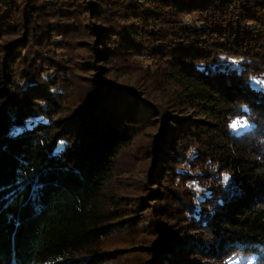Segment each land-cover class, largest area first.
Listing matches in <instances>:
<instances>
[{"label": "trees", "instance_id": "1", "mask_svg": "<svg viewBox=\"0 0 264 264\" xmlns=\"http://www.w3.org/2000/svg\"><path fill=\"white\" fill-rule=\"evenodd\" d=\"M114 236L264 264V0H0V264H106Z\"/></svg>", "mask_w": 264, "mask_h": 264}, {"label": "rangeland", "instance_id": "2", "mask_svg": "<svg viewBox=\"0 0 264 264\" xmlns=\"http://www.w3.org/2000/svg\"><path fill=\"white\" fill-rule=\"evenodd\" d=\"M134 77L126 76L123 78L116 79V82L120 86L131 87L132 79ZM142 83H140L141 85ZM136 92L141 93L138 97L140 101L139 108V118L143 121L147 120L150 117V112L152 111L151 103L145 102V99H152L148 93L141 87L136 88ZM127 97L131 96L130 94L126 95ZM152 101V100H151ZM150 132V131H147ZM153 132V131H152ZM144 140L143 135H138L126 152L122 153L119 156L117 161V172H115V178H113L112 185L114 188L120 189V185L124 187V189L133 194L134 196H144L146 195V189H141V182L145 178L146 174V158L145 153L143 151H136V149L141 145L139 140ZM148 139H145V144ZM139 144V145H138ZM147 155V153H146ZM148 156V155H147ZM134 157V158H133ZM119 182V184H118ZM139 198V197H138ZM148 207V205L146 206ZM145 207V208H146ZM144 232V230H142ZM126 238V237H125ZM124 237H112L106 241V249L113 251L116 253V259L106 263V264H141V262L146 258L139 253H136L141 248V244L148 243V236L139 237L140 241L133 245L131 239ZM229 264H256L255 258L247 257V258H234Z\"/></svg>", "mask_w": 264, "mask_h": 264}, {"label": "snow or ice", "instance_id": "3", "mask_svg": "<svg viewBox=\"0 0 264 264\" xmlns=\"http://www.w3.org/2000/svg\"><path fill=\"white\" fill-rule=\"evenodd\" d=\"M233 127H235V124L233 125ZM225 179H227V177H225Z\"/></svg>", "mask_w": 264, "mask_h": 264}]
</instances>
